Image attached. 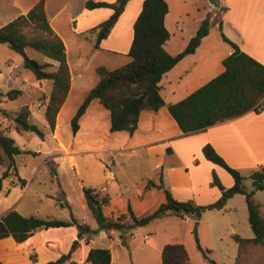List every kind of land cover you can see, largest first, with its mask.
I'll use <instances>...</instances> for the list:
<instances>
[{
	"label": "crops",
	"instance_id": "1",
	"mask_svg": "<svg viewBox=\"0 0 264 264\" xmlns=\"http://www.w3.org/2000/svg\"><path fill=\"white\" fill-rule=\"evenodd\" d=\"M38 1L0 0V25L27 13ZM86 1L88 0H44L49 25L63 41L71 76L66 98L56 114L53 129H50L44 116L51 82L37 80L23 65L22 70H19L17 62L8 61L0 66V90L5 92L12 88L21 89L22 95L19 98H22L23 104H29L30 121L44 133L41 138L43 144L35 149L30 148L24 132L17 133L12 121L0 112V123L4 126L11 123L6 131L15 139L20 149L31 150L40 156L59 160L67 156L90 155L98 157L103 168L115 163L117 157L125 155L127 159H133L140 169H149L150 174L146 171L140 172L139 169L136 175L131 177L122 169L120 172L108 174L103 171L99 188L93 187L101 194L106 193L109 196L108 204L103 207L104 214L116 217L123 213L121 222L124 224L131 222L127 212L128 206L137 217L149 214L165 201L164 189L179 201L206 205L215 201L221 194V189L212 183L213 173L225 188L232 186V176L223 167L204 157L202 147L206 143L211 144L226 163L237 169L241 175L242 173L250 175L248 173L263 165L264 108L259 112L249 110L199 132L183 134L167 106L181 100L223 70L222 60L233 52V48L222 39L221 33L264 65V0H222L223 9L219 21L210 24L207 35L201 39L194 52L186 54L162 76L160 92L165 104L156 111L142 110L137 128L132 135L123 130L109 131L110 112L96 98L90 101L84 114L79 118L77 132L72 133L71 118L88 91L98 82L97 68L105 67L111 70L131 60L129 49L133 39V25L143 2V0H128L109 34L98 46H94V37L89 32L108 18L112 9L110 7L88 9L85 7ZM92 1L113 3L115 0ZM166 2L169 10L165 15L164 24L169 32V39L165 49L169 54L175 55L186 47L207 16L210 17L211 6L207 0H166ZM42 61L50 60L44 57ZM19 76L21 80L18 79ZM20 106L7 108L5 98L0 100V109L10 113H14ZM17 173L26 180L23 188L27 190L29 180L22 174L20 168ZM149 180L157 185L145 188ZM10 181L8 180L5 185V190L8 192L18 186V184H10ZM129 191L132 193L128 194ZM259 191H255L254 195ZM236 195L244 197L240 193L234 194L226 201L223 208L207 210L232 216L231 214H235L239 206L241 211L245 209L243 216L248 220L245 197L242 201L236 198ZM257 202L259 210L264 209V202ZM63 204L65 203H58L56 207L59 208ZM16 208L17 203L2 214ZM170 216L172 214L166 213L154 220ZM72 218L84 223L73 214L66 220ZM229 219L230 223H233L231 227L240 223L237 217H229ZM192 220L190 218L184 221L190 223ZM159 224L157 227L155 225L147 228H132L126 233L125 245L121 243V231L117 229L101 230L98 236H91L89 242H86L87 235L78 238V229L73 228L69 243L77 240L78 245L85 243L86 247L81 246L79 252L77 250L72 252L61 264H89L86 256L91 247L108 248L111 254L110 264H161V251L166 243H183L190 260L196 264L194 256L199 254V251L188 229L184 231L163 229ZM200 225L201 219L198 220V229ZM144 230L149 234H144L146 233L143 232ZM232 234L238 233L232 230L231 237ZM95 237H99V244L92 246L98 243ZM251 237L253 236L246 238ZM4 239H12V237H5L0 241ZM13 242L16 249L26 250L27 255L33 257L24 261V264H44L66 253L64 250H50L53 246L48 244L55 245V243L47 240L37 231L23 243L17 244L14 240Z\"/></svg>",
	"mask_w": 264,
	"mask_h": 264
},
{
	"label": "trees",
	"instance_id": "2",
	"mask_svg": "<svg viewBox=\"0 0 264 264\" xmlns=\"http://www.w3.org/2000/svg\"><path fill=\"white\" fill-rule=\"evenodd\" d=\"M128 0H115L113 3L88 0L85 7H110L112 13L104 21L90 30L94 37V46H98L110 32ZM169 10L166 0H143L140 13L133 25V39L129 49L131 60L117 68L107 70L98 67V82L88 91L87 95L71 118V130L75 134L79 128V118L84 114L88 104L94 98L110 112L109 131H126L132 135L137 128L139 114L142 110L156 111L165 102L160 92L162 76L170 70L182 57L195 51L201 39L207 35L210 25L204 20L195 34L190 38L186 47L179 53L171 55L165 49L169 39V32L165 27L164 18ZM32 26L37 32L36 36L29 37L24 31L25 27ZM220 27V24H219ZM222 39L228 42L233 52L223 60V70L189 93L187 96L167 106L169 113L178 124L183 134H190L205 130L207 127L244 114L249 110L259 112L264 108V65L255 58L242 51L236 43L221 33ZM0 43L19 53L23 58L24 68L30 70L39 81H50L51 89L45 106L44 116L50 129L54 128L56 114L64 102L69 85L70 71L66 61L65 47L61 38L49 25L44 0L36 2L27 13L21 14L11 21L0 25ZM30 47L52 62H39L26 53ZM22 95L17 88L5 92L0 90V100H14ZM0 112L12 121L17 133L33 132L40 138L44 133L41 128L30 121L31 111L29 104L21 105L14 113L5 109ZM31 153V150H22L15 139L11 137L0 123V165L7 159L5 169L0 174V187L2 180L11 177L14 173L16 181L10 184L24 186L26 180L19 177L16 158L20 154ZM202 153L207 160L223 167L233 178V185L225 188L213 173L212 183L221 189L220 196L206 205H197L192 201H179L164 189L165 201L159 207L144 216L137 217L128 206L127 212L131 222H121L123 213L116 217L106 216L103 207L108 204V194H101L96 188L82 186L83 195L88 210L95 219L98 228L93 231L87 224L79 223L76 219L65 221L54 217L41 218L37 215L24 216L15 209H10L0 216V239L12 237L17 243L26 241L37 229L44 227H61L71 223L78 229V238L86 234L89 242L92 234L101 229L120 230V239L126 244V233L138 225H146L153 219L170 213L183 218L184 214L198 221L207 209H221L226 201L234 194L240 193L245 197L248 222L253 237L244 238L239 234H232L235 242L241 246L247 243H264V217L259 210V203L254 198V192L264 191V167L253 170L249 177L253 189L246 190L243 185V176L240 172L229 166L223 157L209 143L202 147ZM157 185L149 180L145 188ZM198 248L204 249L196 237ZM77 240H73L70 250L58 258L44 264H61L68 259ZM208 250V249H207ZM210 264H217L215 260L204 255ZM89 264H110L111 254L108 248L91 247L86 256ZM161 264H193L183 243H166L161 251Z\"/></svg>",
	"mask_w": 264,
	"mask_h": 264
},
{
	"label": "rangeland",
	"instance_id": "3",
	"mask_svg": "<svg viewBox=\"0 0 264 264\" xmlns=\"http://www.w3.org/2000/svg\"><path fill=\"white\" fill-rule=\"evenodd\" d=\"M206 20L210 25L209 16H207ZM218 21L219 18H217L216 22ZM24 31L29 37L36 36L37 34L32 26L25 27ZM26 53L31 58L43 62L44 56L36 50L27 47ZM49 60V62L52 61L51 59ZM8 61L17 62L19 70H22V56L9 48L7 44L0 43V66H3V64ZM54 65L56 64L54 63ZM27 72L34 77V74L30 70H27ZM18 79L21 80V76H19ZM21 104H23L22 98L5 100L7 108L11 106L18 107ZM10 124L8 126L2 124V126L7 129ZM24 137L28 138L27 141L30 148L35 149L37 146L43 144L41 138L33 132H24ZM70 157L71 156H67L64 157L63 160H59L58 158L52 159L47 156H40L38 153L17 156V166L20 168L22 174L29 180V188L25 190L23 186L18 185L8 192L5 190V185H7L8 180L16 181L17 178L13 173L11 177L4 179L2 181L3 185L0 187V216L5 210L17 203V208L15 210L24 216L37 215L41 218L54 217L65 221H71L73 218L71 220L66 219H69L70 215L73 214L75 218L83 221L95 231L98 225L87 208L82 186L99 188V180L101 179L103 171L108 174L109 172H120L122 169L131 177L136 175L140 168L134 163L133 159H127L125 155H121L119 158L117 157L115 163L104 168L102 167V163L99 162L98 157L78 155L76 157H71V160ZM6 163L7 159L4 156V163L0 165L1 172L5 169ZM145 171L150 174L149 169H140V172ZM242 176L244 177L243 185L245 189L252 190L253 186L249 175L242 173ZM133 190L132 188V191ZM132 191H129L128 194H131ZM235 197L244 201V197L241 195H236ZM254 198L257 201L264 202V192H257ZM58 203H65L67 205L63 204L61 207L57 208L56 206ZM244 203L245 202H243V205ZM260 211L261 215H264V209L260 208ZM244 213L245 209L241 211L239 206L235 214H231L232 216L215 210L204 211L200 218V228L198 229L197 226L196 232L193 230L194 220L190 223H185L183 218H179L173 214L169 218L165 217L160 220L153 219L155 222L135 227L147 228L155 225L157 227V224L160 223L159 226L163 229H181V231L188 229V233H191V237L194 238L197 250L199 251V254L196 255L197 257L194 256L196 264H210L204 258V255L215 260L217 264H264V243H247L239 249V245L230 236V231L232 230L244 238L254 235L248 220H245L246 218L243 216ZM229 217L239 218L240 223L232 225L231 227L232 222L230 223ZM73 228L77 227L75 224L71 223L70 225L61 227H41L36 231L37 233H42L47 240H51V242L55 243V245L48 244L49 246H53L50 250H64V252L67 253L71 248L72 242L69 243V238ZM101 230H98L92 234V236H98ZM143 232H146L144 234H149L145 230ZM196 237L204 249V254L197 246ZM41 238L43 239V237ZM98 238L99 237H95L98 243L92 246L99 244ZM81 246L86 247L85 243ZM81 246L76 244L72 252L76 250L79 252ZM31 258L33 257L27 255L26 250L16 249L12 239L0 241V264H24V261L31 260Z\"/></svg>",
	"mask_w": 264,
	"mask_h": 264
},
{
	"label": "water",
	"instance_id": "4",
	"mask_svg": "<svg viewBox=\"0 0 264 264\" xmlns=\"http://www.w3.org/2000/svg\"><path fill=\"white\" fill-rule=\"evenodd\" d=\"M211 6L210 9V24H213L219 18L223 9L222 0H207ZM198 221H195L193 230L196 232Z\"/></svg>",
	"mask_w": 264,
	"mask_h": 264
},
{
	"label": "built area",
	"instance_id": "5",
	"mask_svg": "<svg viewBox=\"0 0 264 264\" xmlns=\"http://www.w3.org/2000/svg\"><path fill=\"white\" fill-rule=\"evenodd\" d=\"M261 167H264V163H263V165H262ZM117 216H118V215H117ZM183 219L187 221V220L190 219V216L187 215V214H184V215H183Z\"/></svg>",
	"mask_w": 264,
	"mask_h": 264
}]
</instances>
